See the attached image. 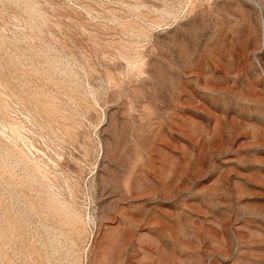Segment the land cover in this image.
I'll list each match as a JSON object with an SVG mask.
<instances>
[{"label": "rangeland", "instance_id": "374dc122", "mask_svg": "<svg viewBox=\"0 0 264 264\" xmlns=\"http://www.w3.org/2000/svg\"><path fill=\"white\" fill-rule=\"evenodd\" d=\"M0 264H264V0H0Z\"/></svg>", "mask_w": 264, "mask_h": 264}]
</instances>
